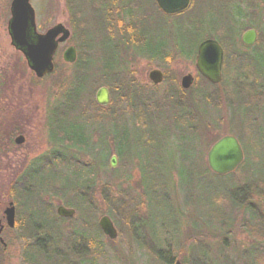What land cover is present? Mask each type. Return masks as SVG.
<instances>
[{
	"label": "rangeland",
	"instance_id": "1",
	"mask_svg": "<svg viewBox=\"0 0 264 264\" xmlns=\"http://www.w3.org/2000/svg\"><path fill=\"white\" fill-rule=\"evenodd\" d=\"M87 1L88 8L82 15V18L87 20L85 39H82V35H85L84 31L80 29L78 23L74 22L71 4L68 1L64 6L62 0L31 1L36 11L39 33L44 34L58 23H64L72 32L71 39L60 46L55 57V71L43 80H38L28 68L23 54L11 46L8 22L11 18L12 0H0V220H3L4 211L9 202L15 204L9 191L12 183L21 176L34 159L47 156L54 149L50 143L49 118L53 108L62 102V93L69 86L74 74V65L66 64L62 58L63 52L69 46H74L78 50V55L83 49L92 61L89 94L82 106L87 109L94 124V144H99L102 141L103 133H110L108 122L113 116L117 118V124L120 126L132 117L129 105L131 101L129 95L132 92L138 93L136 100L139 99L138 96L142 97L143 102L154 113V117L159 119L161 127L171 129L175 120L171 109V94L174 91L182 94L183 101H185L183 107L193 114V127H195L197 139L194 140L195 147L184 148V154L197 160L196 164L200 166L201 171L206 170L208 173L206 172L204 179L193 177L196 187H194V191L192 189L193 192H190L191 189L181 185L177 177L182 173L183 180L189 179V169L186 167L188 165L183 163L179 154L175 155L176 150L173 151L171 147L167 151L170 153L171 159L167 158L164 164L166 170L158 171L170 181V186L165 194L170 204L173 203L179 210L180 219L175 214V217L181 222V239L177 247L178 259L183 264H194L195 261L197 264H204L200 260H204L205 264H254L251 253L254 251L264 253V238H254V235L247 232L246 225L251 219H256L255 215L252 216V212H256L259 216L258 219L262 220L264 224V193L262 189L247 194L245 196L247 202L243 203L244 206L232 207L228 203L224 209L225 225L224 223L206 222V220L208 221L207 209H198L197 207L185 209V202H187V194H190L196 203L195 200H198L196 198L199 195H206L215 190L221 191L224 190V186L232 184L226 176L218 178L211 172L209 173L207 153L219 136L221 138V136L234 135L238 139L250 168H255L254 165L260 167L264 164L263 81H253L252 79L255 78H252L248 79L245 84L242 82L234 84L237 92L235 95L238 98L241 96L239 99L243 100V104H238L233 109L237 112L241 125L245 128L248 136L238 134L240 129L237 127L240 123L231 113L232 108L229 106L231 102V99H228V93L231 90L229 75L227 84L224 85L223 81L218 87H206L211 103L209 105L205 103V105L203 102L198 103L197 101V90L206 85L202 80H199L202 76L196 69V54L191 58L181 57L174 45L173 50L172 47L167 49V54H170L171 57L165 61L159 56H151V54L158 53L163 44L169 43L171 38L174 40L176 30L173 23H175V19H165L158 15L157 12L160 10L157 9L158 7L155 9L150 0H102L103 6H107V9L104 11L100 7V13L99 6H97L99 0H96V6L89 0ZM253 5L252 8L246 4L241 6L246 16L245 21L250 23L252 19L256 21L260 18L258 24H264V0H254ZM95 8L97 13H95ZM106 12L108 17L105 16ZM101 26L103 32L100 29ZM110 26L114 27V33L110 30ZM248 29H255L259 33L257 26ZM260 42L259 35L256 46ZM239 44L240 50L246 53L252 52V49L256 47H242L241 41ZM98 45L104 49L108 56V63L116 72L109 77L110 84L116 90L115 95L112 96L114 104L106 109H99L95 102L97 90L102 86H108L104 84L106 78L101 71L102 51ZM253 60L256 69L264 71V49L261 54L255 55ZM154 69H159L164 73V82L161 85H155L149 79V74ZM187 74L193 75L196 81L193 87L185 90L181 87V81ZM249 85H254V87L251 88ZM251 91L256 96L253 97ZM127 101L128 103H126ZM102 127L104 130L101 132ZM245 131L241 132L244 134ZM19 135L25 137V143L21 146L14 142ZM104 148L106 149L105 146ZM108 148H110V155L107 159L105 172H111V177L108 174L104 176L103 173L98 175L94 192L97 209L100 212L92 219V222L98 224L103 215H108L115 224L118 238L112 241L104 234L102 235L101 238L106 251H108V256L98 262L99 264H160L157 259L149 255L148 249L138 247L134 241V238L138 239L145 247L152 245L145 226H141V220L147 217L148 199L141 186L138 163L131 162L126 155L124 157L117 155L111 135L108 136ZM113 156L117 157L115 168L110 165ZM85 157L79 156L82 161L83 159L85 162H89V159L92 161L91 156L86 154ZM253 158H257V160L254 161ZM174 165L177 173L171 171V167ZM112 170H116V172H112ZM255 179H259V175L256 174ZM104 183L109 184L105 193V197L109 199L106 203L102 198L104 197ZM204 198L207 199L206 196ZM46 201L54 207L55 213L57 207L62 205L56 198ZM16 211L18 214L17 206ZM159 213V218L150 222L149 227L160 225L164 216L162 210ZM23 220L25 219L21 218V224ZM129 221L132 222L130 226L128 225ZM80 222L75 219L73 223H64V228L68 233L74 229H82L83 226ZM3 239L8 244L5 264H23V239L20 230L6 229ZM63 245L65 248L64 243ZM198 261L200 262L198 263Z\"/></svg>",
	"mask_w": 264,
	"mask_h": 264
},
{
	"label": "trees",
	"instance_id": "2",
	"mask_svg": "<svg viewBox=\"0 0 264 264\" xmlns=\"http://www.w3.org/2000/svg\"><path fill=\"white\" fill-rule=\"evenodd\" d=\"M89 1L93 2L94 0ZM150 1L156 9L155 0ZM87 2V0H68L74 15V22L78 23L80 29L84 31L85 35H82V39L87 36V20L82 18L88 8V5L86 6ZM253 2L254 0H192L190 8L186 12L174 17H167L158 11L157 14L165 19L172 18L176 20L173 23L176 35L174 40L171 38L169 43L163 44L158 53L151 54V56H159L165 61L171 57L170 54H167V49L172 47L173 50L175 45L179 56L191 58L194 57L199 43L203 40L216 39L219 41L225 52L224 85L227 84L228 75L231 82V90L228 93V99H231L229 106L232 108L231 113L240 123L237 127V129H240L238 134L246 136L248 134L241 125L237 112L233 109L238 104H243V100L239 99L241 96L238 98L235 95L237 92L234 84L241 82L245 84L248 79L252 78H255L252 79L253 81H263L264 84V71L257 70L253 60L254 56L261 54L264 49V24H258L260 18L256 21L252 19L250 23L246 22L245 13L241 8L244 4L252 8L254 6ZM253 26L258 27L261 42L252 49V52L246 53L240 50L239 47L241 33ZM100 29L103 32L102 26ZM241 46L244 47L242 41ZM98 47L101 49V46L98 45ZM100 51H102V70H100L106 78L104 84L108 85L107 87L110 89L111 103L105 108L96 105L99 109H106L114 104L112 96L115 95L116 90L110 84L109 77L116 72L108 63V56L105 54L104 49L102 48ZM91 65V58L82 49L76 64L73 66L74 74L69 86L62 93L63 100L53 108L49 118L50 143L54 149L49 155L34 159L10 186V194L18 207L17 226L15 228L20 230L23 239L22 262L23 264H99L100 259L107 258L108 251H106L101 238L103 233L99 225L92 222V219L98 216L100 212L97 209L96 194L94 192L98 175L100 173H103L104 176L106 174L111 175V172H105L107 170V159L110 155V148L107 149L108 136L111 135L117 155L121 157L126 155L131 162L136 161L138 163L141 186L144 195L148 199L147 217L141 220V226H145L148 236L152 240V245H146L145 247L138 239L134 238V241L138 247L148 249L149 255L157 259L160 264H174L177 260H180L178 259L177 248L181 239V222L178 220L180 215L178 216L179 210L175 208L173 203L170 204L165 194L170 186V181L158 171L166 170L164 164L165 160L170 158V153L167 151L171 147L173 151L176 150L175 155L179 154L183 163L188 165L186 167L189 169V179L183 180L184 175L182 173L178 174L177 177L181 185L191 189L190 192H193L194 187H196L193 177L204 179L206 172L208 173L205 169L204 172L201 171L200 166L196 164L197 160L184 154V148L195 147L194 140L197 139V133L195 127H193V114L183 107L185 101H183L182 94L174 91L171 94V109L175 120L171 129L161 127L159 119L154 117V113L143 102L142 97L138 96V101L136 100L138 93L132 92L129 95L132 117L120 126L117 124V118L113 116L108 122L110 133L104 131L105 133L101 135L102 141L99 144H94V124L88 115L87 109L82 106L89 94L88 89L92 76ZM199 80H202L206 86L197 90V101L209 105L211 99L207 94L206 87L214 88L215 86L213 87L201 77ZM249 86L254 87V85ZM255 93L251 91L253 97L256 96ZM126 99L128 98L126 97ZM103 130L104 127L100 131ZM241 131H245V133L243 134ZM219 138L220 136L213 143ZM252 143L254 142L252 141ZM86 154L92 157V161L89 159V162H85L84 159L82 161L79 158V156L86 158ZM249 156H251L250 153ZM253 160L255 161L257 158H253ZM254 166L255 168H250L248 161L245 160L234 173L226 176L229 182L232 183L231 185L229 183L221 191L215 190L206 195H199L196 198L198 200H195L196 203L193 201L192 196L187 194L185 209H192V207L205 208L208 217L206 222L211 224L224 223L225 225L224 209L228 203L232 207H240L243 203L246 204L247 199L245 196L247 194L260 189L264 193V164L260 167ZM174 167L176 166L171 167V171L177 173ZM112 172H116V170H112ZM256 174L259 175V179H255ZM104 184V197L102 198L103 202L106 203L109 199L105 197V193L109 184ZM53 198L58 199L63 206L75 209V217L72 219L58 217L54 207L46 201ZM238 201L240 203L237 204ZM161 210L164 217L161 219L160 225L149 227L150 222L159 218L158 215ZM251 214L252 216L255 215L256 219H251L249 224L247 223L246 230L254 235V238L263 239V221L258 219L259 216L256 212ZM21 218L25 219L22 224ZM75 219L81 221L83 228L74 229L68 233L64 228V223H73ZM128 225H132V222L129 221ZM148 227L149 229H147ZM7 249V243L6 248L0 243V264L6 263ZM258 252L251 253L254 264L264 263V253ZM200 261L205 264L204 260ZM196 262L194 264H197Z\"/></svg>",
	"mask_w": 264,
	"mask_h": 264
},
{
	"label": "water",
	"instance_id": "3",
	"mask_svg": "<svg viewBox=\"0 0 264 264\" xmlns=\"http://www.w3.org/2000/svg\"><path fill=\"white\" fill-rule=\"evenodd\" d=\"M31 0H13L11 5V19L8 24V32L12 46L22 52L25 56L29 69L38 79L52 74L55 70L54 57L60 44H63L71 37V32L63 24H58L49 29L46 33L40 34L37 31L36 12L32 7ZM160 10L167 16L181 14L189 9L192 0H156ZM258 40L255 30H249L242 36V43L246 47H253ZM63 60L67 64H74L77 61L75 47H69L63 53ZM224 50L221 44L215 39L202 41L197 48L196 69L212 85H219L223 80ZM149 79L155 85L164 81V74L161 70L155 69L150 72ZM195 82V77L187 74L182 78L183 89H190ZM111 102L110 90L101 87L96 93V103L106 107ZM25 142L23 136L15 139L17 145ZM245 153L234 136L227 135L215 142L207 153L208 166L212 173L219 176H227L235 172L244 162ZM111 166H117V157H112ZM57 214L62 218H73L76 214L74 209L64 206L57 208ZM4 218L9 228H15L16 207L11 202L4 211ZM99 227L105 236L111 240L118 238V231L109 216H103L99 220ZM4 227H0V243L6 247L2 238ZM175 264H182L177 261Z\"/></svg>",
	"mask_w": 264,
	"mask_h": 264
},
{
	"label": "flooded vegetation",
	"instance_id": "4",
	"mask_svg": "<svg viewBox=\"0 0 264 264\" xmlns=\"http://www.w3.org/2000/svg\"><path fill=\"white\" fill-rule=\"evenodd\" d=\"M13 1V0H12ZM63 2H62V5L64 6V4L66 5V3H67V1L68 0H62ZM93 4H94V6H96V3H97V1L96 0H94L93 2H92ZM115 3V2H114ZM121 3V2H120ZM11 4H12V2H11ZM97 6H99V13H100V7L104 10V11H106V9H107V7H104L103 6V1L102 0H99L98 1V4H97ZM11 7V6H10ZM117 8H118V6H117ZM119 9V8H118ZM97 9L95 8V13H97L98 11H96ZM110 12V11H109ZM105 16H107L108 17V13L106 12L105 13ZM61 24H63V25H65L64 23H61ZM66 26V25H65ZM67 27V26H66ZM68 28V27H67ZM69 29V28H68ZM70 30V29H69ZM110 30L114 33L115 32V29H114V27L112 28V26H110ZM71 31V30H70ZM71 35H72V32H71ZM67 43V42H66ZM65 44V43H64ZM61 45H63V44H61ZM60 45V46H61ZM11 46H12V44H11ZM69 47H71V46H69ZM68 47V48H69ZM60 48V47H59ZM67 48V49H68ZM77 50V49H76ZM17 51V50H16ZM59 51V50H58ZM24 137V136H23ZM25 138V137H24ZM23 145V144H22Z\"/></svg>",
	"mask_w": 264,
	"mask_h": 264
}]
</instances>
